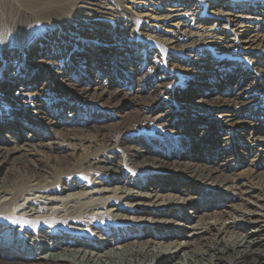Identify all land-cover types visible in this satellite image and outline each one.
Segmentation results:
<instances>
[{
    "label": "bare ground",
    "instance_id": "obj_1",
    "mask_svg": "<svg viewBox=\"0 0 264 264\" xmlns=\"http://www.w3.org/2000/svg\"><path fill=\"white\" fill-rule=\"evenodd\" d=\"M239 130L250 132L249 143L220 138ZM257 132H264V0H0V241L10 245L0 264H264ZM171 135L192 148L150 142ZM234 145L255 153L242 174L233 171L242 163ZM68 150L70 158L52 159ZM141 173L175 190L166 182L179 177L184 199L106 186L134 184ZM30 193L62 202L67 215L42 201L18 204ZM142 197L150 208L122 202ZM210 198L233 201L226 219L184 215ZM98 207L105 212L90 215ZM110 211L134 216L118 220L121 235L83 229L109 232L96 220L115 222ZM140 226L160 233L129 247ZM236 228L244 233L226 237ZM165 239L173 247L161 246Z\"/></svg>",
    "mask_w": 264,
    "mask_h": 264
},
{
    "label": "rangeland",
    "instance_id": "obj_2",
    "mask_svg": "<svg viewBox=\"0 0 264 264\" xmlns=\"http://www.w3.org/2000/svg\"><path fill=\"white\" fill-rule=\"evenodd\" d=\"M139 40L138 41H141V40H144L145 38L143 36H138ZM36 44V41H34V45ZM95 47V46H94ZM92 48V47H91ZM93 49V48H92ZM155 53H157L155 51V49L151 50V54L152 55H155ZM96 54V53H94ZM93 75V79H94V74ZM218 84H216V87H217ZM211 87V86H210ZM207 89V87H205ZM205 88H201L202 90H206ZM126 115H134V108H129L127 111H126ZM181 123V122H180ZM250 132L248 131H242V130H239V131H233V132H225V133H222V135H220V138H224L223 140H230L231 141H239L240 139H243L244 140H247L245 141L246 143H249V141H251V139L249 138L250 137ZM255 136H264V132H257L255 133ZM25 137H28V134L25 133L23 134V138ZM150 142H157L158 144H160L161 148L162 149H166V150H169V151H172L173 149L174 150H187L192 148L191 144L189 143V141L185 140L183 137L181 136H177V135H171V136H163L160 140H150ZM237 149L234 151V154H236L238 156V162L241 161L242 163L241 164H238L237 166H234V170L233 171H236V173L238 174H242L244 173L249 167H250V163L251 161L255 158V153L253 151H251L250 148L248 149H245L243 147H239L240 145H234ZM247 148V147H246ZM71 157V150L69 151H64V152H53L52 153V159L56 160L58 159L57 161L59 160H65L67 158H70ZM237 162H235L236 164ZM234 164V165H235ZM232 171V172H233ZM151 176L149 173H141V174H136L135 176H132V182H134V184L132 183H126V184H123V183H120V182H110L108 183V185L106 186H109V188H114L116 186H121L122 188H125L123 189L125 192L127 193H136V192H145L147 194H150V195H153L154 192H159L160 194L164 195V196H167V197H175V198H178L180 197V199H184V194H183V191L187 188L186 186H184L182 183L183 181L179 178V177H176L174 179H170L169 181H167L166 183L168 184V186H177L179 189H171V188H163V186L165 185V182H161V181H153V180H149L148 177ZM134 179V180H133ZM100 179H97L96 182H98ZM145 182V185L142 184V186H139V183L141 184V182ZM58 186V185H57ZM66 186V185H63V187ZM95 188L96 189H99V186L95 184ZM190 190H193V187H190L189 188ZM81 189L80 188H76L72 191L74 192H77V191H80ZM85 191L87 190H90V189H84ZM125 192H119L118 195H124ZM106 196L105 197H113L114 195L111 193V192H105ZM40 196L39 193H30V194H24L21 198L20 201H18V204L20 205H23L24 203H28L29 201H34V203L36 202V204L38 205L39 203L42 202H45L44 207H51V206H54L55 207V210L57 211L56 213L58 214L60 211H62L63 209V205H61L62 202H57V201H54V202H51L50 200H47V199H44V198H40L38 197ZM61 197V196H65V193H54V194H51L49 195V197ZM98 196V195H96ZM4 200V198H2ZM1 200V199H0ZM150 198L148 197H142V198H138V199H135V200H126V199H123V203L125 204H135L136 202H146L145 206L144 207H147V208H150L151 205L148 204ZM221 202L220 201H216L215 198H210V199H206L202 204H200L201 206L203 205V207H200L198 210L196 209H192L190 207H188L187 209L184 210V215L185 216H188L189 219L191 221H198V220H202V219H209V220H224L228 217V212L231 211V207L229 205H232L233 204V201H231L230 199L229 200H226L225 201V206H222L220 204ZM138 205V203H136ZM42 205V206H43ZM134 207H138L136 205H134ZM105 212V209L103 208H95L93 209V212L90 214L89 212H86L84 214V217H88L89 214L90 215H94V216H99L101 213L103 214ZM68 213V211H62L60 214H59V217H63V216H66ZM110 213L112 214H118V216L115 217L114 221L116 222H112L110 220H96V222L101 225L104 229H110L109 232L108 230H105V232H101L99 233V229H93L91 227H83V229H86L88 230L91 235L93 237H99V236H102V238H105V239H109L110 237H112V230L114 232H116L118 235H121V229H122V226H124L123 224H121L122 222H118V220L120 221H124L125 218L127 217H134L133 215H130L128 214L127 212H121V211H110ZM27 217H35V216H44V214H39V215H34L33 216V212H27L26 213ZM63 215V216H62ZM262 224V223H261ZM67 227V226H65ZM144 228V227H143ZM183 229V226L179 227V230ZM141 231V232H140ZM150 231H155V233L159 234L160 232L156 230V228H151V229H141V226L140 227H137L136 228V232L134 234H138V232H140L141 234V238H137V239H130L128 240V246L129 247H136L137 245L139 244H147V243H152L151 240H153L152 236H151V232ZM244 231L240 228H236L232 233L228 234L226 237H229V236H233V237H236V236H240L241 234H243ZM19 233H17L16 235H18ZM136 236V235H135ZM72 237V236H71ZM139 237V236H137ZM55 240L57 241L58 238L57 237H54ZM97 241V239H94L93 241ZM126 242V243H127ZM201 242V239H197V240H194L193 241V246L195 245H198L199 243ZM113 245V244H112ZM116 246L118 244H115ZM161 246H169V247H173L172 243H171V239H165L161 244ZM159 246V245H158ZM10 245L5 243L4 241H0V250L1 251H6L8 252L9 251V248Z\"/></svg>",
    "mask_w": 264,
    "mask_h": 264
},
{
    "label": "snow or ice",
    "instance_id": "obj_3",
    "mask_svg": "<svg viewBox=\"0 0 264 264\" xmlns=\"http://www.w3.org/2000/svg\"><path fill=\"white\" fill-rule=\"evenodd\" d=\"M14 223H15V221H14Z\"/></svg>",
    "mask_w": 264,
    "mask_h": 264
}]
</instances>
